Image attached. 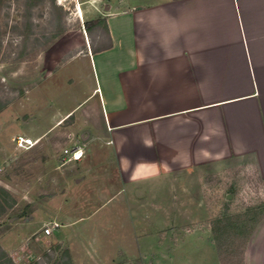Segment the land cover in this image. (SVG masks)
I'll return each mask as SVG.
<instances>
[{"label":"crops","instance_id":"1","mask_svg":"<svg viewBox=\"0 0 264 264\" xmlns=\"http://www.w3.org/2000/svg\"><path fill=\"white\" fill-rule=\"evenodd\" d=\"M61 1L80 21L105 20L109 38L78 26L82 48L60 68L89 89L48 127L98 142L118 186H179L182 217L213 186L264 183V0ZM243 264H264V219Z\"/></svg>","mask_w":264,"mask_h":264},{"label":"rangeland","instance_id":"2","mask_svg":"<svg viewBox=\"0 0 264 264\" xmlns=\"http://www.w3.org/2000/svg\"><path fill=\"white\" fill-rule=\"evenodd\" d=\"M74 7L61 0H0V200L6 206L0 247L13 264H66L64 251L70 264H220L210 222L264 202V183L244 175L238 186H213L182 217L175 206L179 186H118L98 142L88 144L79 163L64 162L62 151L84 144V135L68 123L48 124L89 89L85 79L68 84L76 68H60L82 48L78 26L86 21ZM16 135L38 142L17 149ZM52 223L58 227L43 237ZM239 244L231 257L225 253L233 264L240 261Z\"/></svg>","mask_w":264,"mask_h":264},{"label":"trees","instance_id":"3","mask_svg":"<svg viewBox=\"0 0 264 264\" xmlns=\"http://www.w3.org/2000/svg\"><path fill=\"white\" fill-rule=\"evenodd\" d=\"M55 4V0H50ZM83 31L86 34L94 35L99 34L105 36L107 39L108 31L105 20L96 19L86 21L83 24ZM110 46V42L106 47ZM6 206L1 205L0 200V215L4 212ZM264 219V202H260L256 206L247 208L242 214L237 216H219L210 222V232L212 240L217 248L220 264H233L229 258L233 255L234 244L240 240L238 255L240 261L238 264H243L244 250L247 241L254 231L255 227ZM225 253L230 257L226 256ZM62 261L65 260L66 264H70L69 255L67 251L62 253ZM0 264H13L7 258L6 253L0 247Z\"/></svg>","mask_w":264,"mask_h":264},{"label":"built area","instance_id":"4","mask_svg":"<svg viewBox=\"0 0 264 264\" xmlns=\"http://www.w3.org/2000/svg\"><path fill=\"white\" fill-rule=\"evenodd\" d=\"M11 141L15 144L17 149H21L27 151L33 148L38 140L32 139L23 135H16L14 136ZM85 152V145L84 144H73L72 146L65 148L62 151V157L64 162H77L81 160ZM58 225L56 223L48 224L43 230L42 235L43 237H48L52 234V231L56 229ZM35 241H38V238H35Z\"/></svg>","mask_w":264,"mask_h":264},{"label":"water","instance_id":"5","mask_svg":"<svg viewBox=\"0 0 264 264\" xmlns=\"http://www.w3.org/2000/svg\"><path fill=\"white\" fill-rule=\"evenodd\" d=\"M228 197H230V196H228Z\"/></svg>","mask_w":264,"mask_h":264}]
</instances>
